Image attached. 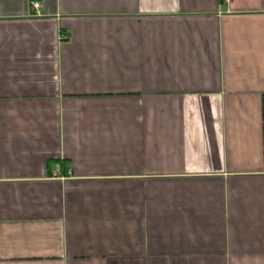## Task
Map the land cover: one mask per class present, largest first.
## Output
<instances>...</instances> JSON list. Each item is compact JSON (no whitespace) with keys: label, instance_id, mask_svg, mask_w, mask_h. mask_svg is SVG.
Instances as JSON below:
<instances>
[{"label":"crops","instance_id":"obj_1","mask_svg":"<svg viewBox=\"0 0 264 264\" xmlns=\"http://www.w3.org/2000/svg\"><path fill=\"white\" fill-rule=\"evenodd\" d=\"M0 264H264V0H0Z\"/></svg>","mask_w":264,"mask_h":264},{"label":"built area","instance_id":"obj_2","mask_svg":"<svg viewBox=\"0 0 264 264\" xmlns=\"http://www.w3.org/2000/svg\"><path fill=\"white\" fill-rule=\"evenodd\" d=\"M30 8L33 11V13H37L41 9V4L37 1H33L30 3Z\"/></svg>","mask_w":264,"mask_h":264}]
</instances>
